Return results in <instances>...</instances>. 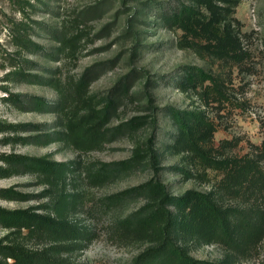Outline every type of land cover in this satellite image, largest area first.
<instances>
[{"label": "rangeland", "instance_id": "374dc122", "mask_svg": "<svg viewBox=\"0 0 264 264\" xmlns=\"http://www.w3.org/2000/svg\"><path fill=\"white\" fill-rule=\"evenodd\" d=\"M26 1L24 13H20L17 0H0V120L39 124L57 136L55 132L63 130L57 112L33 110L27 104L18 106L11 100V94L39 95L55 105L61 102L62 96L49 84L50 79H59L66 86L70 79L81 76L89 66L116 59L107 64L109 68L89 85V89L103 95L131 70L140 74L131 96L121 100L111 125L135 115L154 113L157 125L155 142L161 152L163 167L160 178L168 191L177 196L188 189L215 190L225 209L245 214L250 210L245 219L252 224L260 222L262 211L264 215V187L228 192L220 186L223 173L213 169L203 172L201 167L189 166L184 153L178 154L168 147L177 132L168 109L204 113L215 127L209 144L214 154L250 159L264 173V0H218L223 6L226 2L236 4L230 14L235 21L234 31L246 53L241 60L213 54L205 38L159 24L155 15L157 7L148 9L152 3L165 5L177 0ZM96 6L95 12L89 11ZM83 10L84 37L78 52L73 57L62 54L60 43L52 38L50 29L62 27ZM21 19L27 22L32 40L43 50L21 51L14 44L13 23ZM17 65L24 66L27 73L43 75L45 83L16 78L12 73ZM186 67H199L207 73L208 78L202 87L186 91L174 84V79L182 75ZM144 91L148 92L144 94ZM74 104V99L68 102V105ZM151 132V126H144L100 148L84 151L67 140L40 141L41 132L38 130L20 134L28 138L25 141L12 139L9 142L5 140L7 134L0 131V154L14 152L47 156L70 166L65 184L60 188L45 184L32 173L13 172L0 176V188H13L29 195L18 200L0 198V205L8 209L49 213L54 211L53 203L70 198L76 206L69 208L66 214L74 226L84 227L88 235L72 246V250L63 251L62 256L69 257L75 264H132L150 243L131 240L134 238L131 230L124 232L119 227L117 233L116 222L142 207L146 199L129 197L117 203L108 197L147 181L153 172L151 169H134L109 182L95 184L87 170L93 163L130 157L136 141L146 139ZM176 166L189 169L190 174H184ZM202 173L205 176H201ZM7 233L0 225V238ZM22 238L30 247L49 244V239L41 233L28 234L27 229ZM177 242L194 257L217 264H264V231L251 245L242 249L219 240L197 242L179 238Z\"/></svg>", "mask_w": 264, "mask_h": 264}, {"label": "trees", "instance_id": "16d2710c", "mask_svg": "<svg viewBox=\"0 0 264 264\" xmlns=\"http://www.w3.org/2000/svg\"><path fill=\"white\" fill-rule=\"evenodd\" d=\"M17 2L20 6L19 12L24 13L23 5L28 2ZM235 5L227 2L225 6L219 5L218 0H191L189 3L177 0L176 3L165 5L152 3L148 9L157 7L155 15L160 20L159 24L180 28L189 35L205 38L213 54L221 58L241 60L246 53L234 31L235 21L230 14L233 13ZM94 8L98 6L90 8L89 11L95 12L97 9ZM83 23L84 10L68 19L62 27L50 29L52 38L60 43L59 51L62 54L72 57L76 55L84 37ZM13 24L12 38L19 50H43L41 45L32 40L24 19ZM115 61L116 59L97 62L89 66L81 76L70 79L66 86L59 79H50L49 84L59 90L62 96L61 102L55 105L43 96L11 94V100L18 106L27 104L33 110L57 112L63 130L56 131V136L54 131L48 132L39 124H14L0 120V131L7 134L6 142L12 139L25 141L28 138L20 134L38 130L42 137L40 141L49 142L54 138L67 140L81 150L90 151L127 132L133 133L144 126H151V134L146 139L136 141L130 157L113 162L93 163L87 170L90 180L95 184L109 182L134 169H151L153 172L147 181L108 197L117 203H122L129 197L146 199L142 207L116 222L117 233L119 227L124 232L131 230L134 234L131 240L150 243L132 264H217L191 255L186 247L177 242L179 238L194 239L197 242L219 240L237 249L251 245L264 231L263 211L260 222L252 224L245 219L250 210L245 214L225 209L219 203L215 190L188 189L177 196L168 191L160 178L163 167L161 152L156 148L157 125L154 113L135 115L111 125L121 100L131 96L130 92L140 78V74L133 69L121 76L106 94L90 91L89 85L109 68L108 63ZM183 72L173 82L186 91L202 87L208 78L207 73L199 67H186ZM12 74L16 78L31 80L32 83H45L42 81L43 75L27 73L21 65H17ZM145 92L148 91H144V94ZM146 95L150 100L148 93ZM69 98L75 100L74 106L68 105ZM168 114L177 128L175 138L168 147L178 154L184 153L189 166L201 167L203 172L207 169L220 171L223 173L220 186L228 192L239 191L241 188L252 191L254 188L264 187V173L250 159L218 157L214 154L209 144L215 127L205 118L204 113L169 108ZM69 168L68 164L47 156L14 152L0 154V176L13 172L32 173L54 188L65 184L64 179ZM175 168L186 175L190 174L185 167ZM201 176L205 174L202 173ZM28 196L13 188H0L2 199L18 200ZM75 206L76 203L70 198H62L53 203L54 211L49 213L31 209H8L0 205V225L8 231L7 235L0 238V264H75L69 257L62 256L63 251L72 250V246L88 235L84 227L74 226L66 214L69 208ZM25 229L28 234L41 233L49 239V244L41 247L28 246L22 238Z\"/></svg>", "mask_w": 264, "mask_h": 264}]
</instances>
